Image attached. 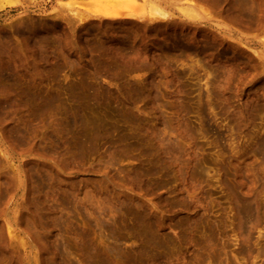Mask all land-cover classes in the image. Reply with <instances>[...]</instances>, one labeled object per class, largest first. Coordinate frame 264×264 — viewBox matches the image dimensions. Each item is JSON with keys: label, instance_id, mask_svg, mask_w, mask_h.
Masks as SVG:
<instances>
[{"label": "rangeland", "instance_id": "rangeland-1", "mask_svg": "<svg viewBox=\"0 0 264 264\" xmlns=\"http://www.w3.org/2000/svg\"><path fill=\"white\" fill-rule=\"evenodd\" d=\"M91 1L0 0V264H101L94 251L116 264L113 249L140 244L123 211L138 201L169 237L155 264H264V0L117 5L142 21L99 18ZM153 7L169 17L152 23ZM92 37L152 57L101 70ZM160 132L180 168L143 183Z\"/></svg>", "mask_w": 264, "mask_h": 264}, {"label": "bare ground", "instance_id": "bare-ground-1", "mask_svg": "<svg viewBox=\"0 0 264 264\" xmlns=\"http://www.w3.org/2000/svg\"><path fill=\"white\" fill-rule=\"evenodd\" d=\"M124 1H128V0H124ZM131 1V0H130ZM133 1V0H132ZM165 1V0H164ZM11 2V1H10ZM91 3L93 4V6H94V8H95V14H96V16L97 17H99V18H102V19H106V20H116V19H135L136 18V14L135 13H132V12H128L127 11V14H123L122 13V11L120 10V9H117L116 7H117V5H120V4H123L124 2H123V0H92L91 1ZM151 3V2H150ZM161 3H163L162 1H160L159 0V4H161ZM169 3V2H168ZM152 4L154 5V2H152ZM157 4V3H156ZM167 4V3H166ZM170 4V3H169ZM151 6V5H150ZM158 6V5H157ZM166 6V5H165ZM168 6V5H167ZM92 7V6H91ZM123 7V6H122ZM160 7V6H159ZM161 7H163V6H161ZM125 8V7H124ZM154 8V7H153ZM94 10V9H93ZM125 10V9H124ZM168 11V10H167ZM188 11V10H187ZM138 12V11H137ZM189 12H191V10L189 9V11H188V13ZM191 13H193V12H191ZM190 14V13H189ZM170 15V14H169ZM84 16V15H83ZM143 16V15H142ZM145 17V16H144ZM160 17V18H159ZM161 17L162 18H167V17H169L168 16V13L166 12V11H164V10H162V8H154V9H152L151 10V13H150V20L149 21H151L152 23L155 21H157L158 19H161ZM189 17H191V16H189ZM195 17V16H194ZM137 18H140V16L139 17H137ZM136 18V20H138ZM143 18V17H142ZM142 18H140L141 19V21H142ZM139 19V20H140ZM162 20H164V19H162ZM166 20V19H165ZM164 20V21H165ZM170 20V19H169ZM167 21V20H166ZM154 22V23H155ZM160 22V21H159ZM69 23H71V22H69ZM84 25V24H83ZM27 26V25H26ZM30 26V25H29ZM28 26V27H29ZM88 27V26H87ZM25 29V28H24ZM28 29H30V27L28 28ZM27 29V30H28ZM31 30H32V28H31ZM88 30V29H87ZM22 31H25V30H22ZM21 31V32H22ZM28 31H30V30H28ZM127 31H129V30H127ZM127 31H125V32H127ZM45 32V31H44ZM131 33L130 34H128V35H132V31H130ZM24 33V32H23ZM28 33V32H27ZM134 33V32H133ZM45 34H46V32H45ZM35 35H37V34H35ZM34 35V36H35ZM47 35V34H46ZM120 35H122V34H120ZM123 35H125V34H123ZM135 35H137L136 34V32H135ZM135 35L133 36V37H135ZM34 36H31L32 38L34 37ZM118 36V35H117ZM126 36H127V34H126ZM126 36H124V37H126ZM89 37V36H88ZM129 37V36H128ZM28 38H29V36H28ZM32 38H29V39H32ZM42 38V37H41ZM40 38V39H41ZM91 38V37H90ZM116 38V37H115ZM114 38V39H115ZM137 38V37H136ZM136 38L134 39V38H131V39H134V40H136ZM35 39H39V38H35ZM34 39V40H35ZM43 39H45L44 37H43ZM87 39L88 38H86L85 39V41H87ZM94 38L92 37V40H93ZM113 39V38H112ZM48 40V39H47ZM47 40H43L45 43L47 42ZM91 39H90V41H92ZM95 40H98V39H94L93 40V42L95 41ZM101 40V39H100ZM99 40V41H100ZM117 40V39H116ZM32 41H33V39H32ZM37 41V40H36ZM36 41H34V42H36ZM40 41V40H39ZM38 41V42H39ZM42 41V40H41ZM84 41V42H85ZM89 41V40H88ZM53 42V41H52ZM97 41H95V44L93 45L92 43H88L89 44V46H90V44H92L93 46V48L91 47V51L93 52V53H95V54H93V55H90V56H92L93 58H95V60L93 59V61L95 62L96 60L98 61L97 63H98V65H99V67L101 68V67H112L113 66V63L114 62H116V64L119 62V64L122 62V66H123V63L125 62V63H129V64H131V62H133V61H139L140 60V58L141 59H143V61L145 62V61H147V59H149L150 57H152V56H150V55H148L147 53H149V47H148V49H147V53L145 54V53H143V52H145V50L142 52L143 54H144V56H141L142 55V53H141V49H137L138 47H140L139 45H138V47L136 46V43H134V42H136V41H130L129 39H123V40H117V41H111L110 43L109 42H107V44L104 42V41H102L103 43H101V41H100V43H96ZM37 43V42H36ZM86 43V42H85ZM85 46H86V44H84ZM83 45V46H84ZM45 46V45H44ZM88 46V45H87ZM41 47V46H40ZM137 47V48H136ZM141 47H142V45H141ZM140 47V48H141ZM144 47H142L143 49H144ZM44 48V47H43ZM47 48V47H46ZM88 48V47H87ZM154 48V47H153ZM153 48L151 49V51L153 50ZM86 49V47L83 49V50H85ZM158 49V48H157ZM160 49V48H159ZM44 50V49H43ZM70 50V49H69ZM89 50V49H88ZM155 51V50H154ZM159 52L161 51V50H158ZM69 52V51H68ZM83 52V51H82ZM86 52V51H85ZM156 52V51H155ZM158 52V53H159ZM162 52V51H161ZM160 52V53H161ZM152 53V52H151ZM157 53V52H156ZM152 54H155L154 52L152 53ZM46 55V54H45ZM44 55V56H45ZM72 55V54H71ZM164 55V53L162 54V56ZM82 56V55H81ZM87 56V55H86ZM86 56H84L85 58H86ZM90 56H88L89 58H91ZM164 57V56H163ZM88 58V60H92V59H89ZM161 60L163 59V58H161V55H160V57H159ZM158 59V58H157ZM153 60H155V58L153 59ZM152 61V60H151ZM163 61V60H162ZM156 62V61H155ZM154 62V63H155ZM92 63V62H91ZM134 63V62H133ZM137 63V62H136ZM153 63V67H154V65L156 64H154ZM93 64V63H92ZM118 64V65H119ZM159 64V63H158ZM5 65V64H4ZM9 65V64H8ZM7 65V66H8ZM93 65H95V63L93 64ZM126 65V67H128L129 65L128 64H125ZM128 65V66H127ZM152 65V63L150 64V66ZM157 65V64H156ZM131 66V65H130ZM133 66H135V65H133ZM144 66V65H143ZM5 67V66H4ZM118 67H121L120 65L118 66ZM142 67V66H141ZM123 68H125V66L123 67ZM129 68V67H128ZM127 68V69H128ZM139 67H137V69H138ZM9 69H11V67L10 68H8L7 70H9ZM99 69V68H98ZM104 68H101V70H103ZM109 68H106V70H108ZM112 69H115V68H112ZM111 69V70H112ZM129 69H132V67H130ZM141 69V68H140ZM147 69V68H146ZM100 70V69H99ZM105 70V69H104ZM110 70V69H109ZM5 71H6V67H5ZM10 72H11V70H10ZM4 73H7V72H3V74ZM9 74V73H8ZM6 75V74H5ZM5 75H3V76H5ZM11 76V75H10ZM10 76H8V77H10ZM11 78H12V76H11ZM0 79H1V77H0ZM3 79V78H2ZM6 79H7V77H6ZM9 79V78H8ZM12 79H14V78H12ZM12 81H16V80H12ZM19 81L17 80V83H18ZM148 83H149V81H148ZM147 83V84H148ZM7 84H9V83H7ZM15 84V83H14ZM152 84V83H151ZM10 85V84H9ZM137 85V84H136ZM19 86V85H18ZM17 86V87H18ZM134 86V85H133ZM136 87V86H135ZM146 87H147V85H146ZM149 87H151L152 88V85L151 86H149ZM148 87V88H149ZM137 88H138V86H137ZM136 88V89H137ZM133 90H135V89H133ZM143 90V89H142ZM122 91V90H121ZM137 90H135V93H133V94H136L137 92H136ZM149 92H150V89L148 90ZM139 92V91H138ZM152 93L154 92V91H151ZM157 92V91H156ZM156 92L154 93L155 94V96H157L156 95ZM144 93V92H143ZM127 94V93H126ZM138 94V93H137ZM137 94H136V96H137ZM147 94V93H146ZM128 95V94H127ZM130 95V94H129ZM128 95V96H129ZM141 95H145V94H142V92H141V94H140V97L141 98H137V100H139V101H141L140 99H143L142 98V96ZM153 95V94H152ZM104 96V95H103ZM130 96H132V94L130 95ZM146 97H147V95H145ZM144 96V97H145ZM155 96H153V97H155ZM107 97V96H106ZM106 97H103V99L104 98H106ZM134 98H135V96H134ZM155 98H157V97H155ZM130 99V98H129ZM53 100V99H52ZM127 100V99H126ZM135 101H134V103L136 102V99H134ZM53 102V101H52ZM104 102V101H103ZM131 102H133V101H131ZM133 103V105H135ZM130 104V103H129ZM1 107V106H0ZM125 107V106H124ZM127 107V106H126ZM130 109H129V111L127 110L128 108H126V110L128 111H126V113H123V114H126V117L121 113V112H124V111H122V109H120L121 111H117V113H116V116H118L119 118H117V120H120V121H124L125 122V120H126V122H127V119H131L132 118V106L130 105V106H128ZM127 113H128V115H127ZM134 113V112H133ZM83 114L81 115V116H78L77 118H75L74 119V124L73 125H75V128H77V126L79 127V128H81V130L83 129V130H85L86 129V127H87V124H88V122L86 121V119L85 118H83ZM134 116H135V113H134ZM133 116V117H134ZM164 118V117H163ZM124 119V120H123ZM131 121V120H130ZM129 121V122H130ZM168 121V123H170L169 122V120H167L166 119V122ZM163 123L165 122V121H162ZM166 122H165V126H164V128H166L167 126V124H166ZM117 123V122H116ZM72 124H70V126L71 127H73L74 128V126H72ZM171 124V123H170ZM117 125H119L118 123H117ZM120 126H121V124H120ZM168 126H170V125H168ZM169 129H171V128H169V127H167V130H169ZM66 131H68V130H66ZM71 131V130H70ZM170 131V130H169ZM84 133H87V130H85V131H83ZM168 132V131H167ZM170 132H172V129H171V131ZM68 133H69V131H68ZM159 133V132H158ZM158 133H156L157 135H158ZM162 132H160V134H159V136L160 135H164V133L163 134H161ZM88 134V133H87ZM166 134V133H165ZM157 135H155V137H156V141H154V142H152V144H157L158 146H159V148H160V151H159V153H158V155L156 154L155 156H158L159 157V160H160V162H161V164H159V160L157 161L158 163L154 166V163H153V166L152 167H150V168H152L151 170H149L148 172H144L145 174H143L142 172V174H143V177L142 176H140L141 177V179H143L144 178V180L145 181H143V183H146V181L147 180H149V176H150V178H153V177H151V175L152 174H158V173H161V176H163V175H165V176H167L168 177V174L170 173V171L172 170V169H177L178 167H179V163H180V161H179V159H176V152H174L175 150H173L172 148H171V144H170V142H172V141H170V142H168V136H167V141H166V139L164 138V137H158L157 138ZM168 135V134H167ZM85 137H87V135H85ZM165 137H166V135H165ZM84 139V138H83ZM87 139V138H86ZM86 139H84L83 141H81V139H80V141L81 142H83V144H84V142L86 143L87 142V140ZM86 140V141H85ZM170 140V139H169ZM79 141V140H78ZM77 141V142H78ZM145 141H147V139H145ZM150 141V140H149ZM76 142V143H77ZM80 142V143H81ZM80 143L79 144H77L78 146L77 147H79V145H80ZM173 143V142H172ZM174 145H175V143H174ZM149 146H151V145H149ZM148 146V147H149ZM175 147H177L176 145H175ZM80 148H82L81 146H80ZM150 151H152V150H150ZM177 151V150H176ZM175 153V154H174ZM153 155V154H152ZM151 155V156H152ZM175 155V156H174ZM155 159H156V157H154ZM153 158V159H154ZM152 159V160H153ZM153 160V161H155L156 162V160ZM152 163V162H151ZM194 167L195 166H197V164H194L193 165ZM192 166V167H193ZM191 167V168H192ZM193 167V168H194ZM180 168V167H179ZM198 168V167H197ZM148 169V168H147ZM189 169H190V167H189ZM195 169V168H194ZM170 170V171H169ZM192 170V169H191ZM198 170V169H197ZM177 171V170H176ZM169 172V173H168ZM171 172H173V171H171ZM201 172V171H200ZM178 173V172H177ZM171 175H172V173H171ZM170 174H169V177L171 176ZM177 175V174H176ZM183 176H186V175H182V177L181 178H183ZM156 177H158V176H156ZM156 177H154L155 179H156ZM168 177V179H170ZM176 177V176H175ZM174 176H173V178H175ZM180 177V176H179ZM178 177V178H179ZM138 178V177H137ZM148 178V179H147ZM153 178V179H154ZM159 178V177H158ZM157 178V180H159ZM141 179H139V180H141ZM147 179V180H146ZM170 180H172V179H170ZM174 180V179H173ZM173 180H172V182H173ZM179 180V179H178ZM177 179H176V181H178ZM150 181H151V179H150ZM154 182V184L152 183V181L150 182L151 184H153V185H156L155 184V181L156 180H153ZM161 181V180H160ZM164 180L162 179V181L160 182V184L164 187V185H166V181H167V183L169 182L168 180H165L164 181V185L162 184V182H163ZM183 181V180H182ZM171 181L169 182V183H172ZM156 183H157V181H156ZM169 183L167 184V186H165V187H167V188H169ZM147 184H149V183H147ZM159 184V183H158ZM159 184V185H160ZM150 185V184H149ZM149 185H147L148 187H151V185L149 186ZM160 185V186H161ZM160 186H157V187H160ZM153 187V186H152ZM162 187V188H163ZM164 189V188H163ZM166 189V188H165ZM175 190V189H174ZM177 190V189H176ZM179 191V190H178ZM178 191H175V193L176 192H178ZM180 193V192H179ZM234 193V192H233ZM178 195V194H177ZM180 195V194H179ZM181 195L183 196L184 194H182L181 193ZM176 196V195H175ZM175 196L174 195H172V197H170V199L171 198H175ZM185 196V195H184ZM236 197V198H235ZM234 197V201H236L235 199H237V197L238 196H235ZM178 198V197H177ZM182 198V197H181ZM169 199V200H170ZM173 199H171V200H173ZM176 199V198H175ZM180 199V198H179ZM170 200V201H171ZM238 200H239V197H238ZM236 201L237 203L239 202V201ZM184 201H186V200H184ZM183 201V202H184ZM139 202V203H138ZM138 202H134V205L132 204L133 202H131V204L133 205V206H131V207H129V205H127V208L128 209H126V208H124L125 206H123V208L125 209H123V211L125 212L126 210H127V213H129L130 212V214H131V216L132 217H129V219L131 218V220H129V223H127V224H130V226L131 227H128L127 228V230H129L130 232H131V230L133 229L134 231H135V233H134V231H133V233L135 234V237H136V239L137 240H139L140 241V244L137 246L138 248L135 250V251H133L132 253L130 252V253H128L127 251H124V250H121V249H119V250H112V262H114L115 263V261L117 262L116 264H151V262L153 261V263H154V261L156 262V260H158L156 257H157V254L159 255L160 253V250L163 252V248H167V246H166V244H165V242L166 241H164V240H166L167 238L169 239V237H167V236H165V235H163V233H161V230L162 229H164V227H163V225H161L160 226V224L159 223H157L158 221H155V219H154V217H153V215H152V213H151V211H149L150 209V207L151 206H149L148 204H146L147 206H145V204L143 205L141 202H143V201H138ZM175 202H176V200H175ZM177 202H179V201H177ZM235 202V203H236ZM173 203H174V201H173ZM185 203V202H184ZM188 204L190 203V202H187ZM244 203V202H243ZM163 204H166L165 203V201L163 202ZM162 204V205H163ZM169 204V203H168ZM167 204V205H168ZM176 204H180V202L179 203H175L174 204V206L176 205ZM188 204H186V206L188 205ZM239 204H241V200H240V202H239ZM246 204V203H245ZM171 205V204H170ZM170 205H169V207H170ZM181 205H182V203H181ZM191 205V204H190ZM242 205V204H241ZM240 205V206H241ZM149 206V207H148ZM154 206V205H153ZM173 206V205H172ZM176 206H178V205H176ZM183 206V205H182ZM181 206V207H182ZM238 207H239V205H237ZM245 206V205H244ZM244 206H241L242 208L244 207ZM184 207V206H183ZM118 207L116 206V209H117ZM122 208V207H121ZM152 208V207H151ZM178 208V207H177ZM248 208H250L249 207V204H248V207H246V209H248ZM180 209V208H179ZM244 210H245V208H243ZM122 209H120V208H118L116 211L118 212V214H121V211ZM153 210V209H152ZM163 210V209H162ZM170 210V209H169ZM184 210H185V208H184ZM187 210V209H186ZM190 210V209H189ZM239 210L240 209H237V212H239ZM242 210V209H241ZM168 211V210H167ZM171 211H172V209H171ZM245 211H247V210H245ZM248 211H250V210H248ZM240 212V213H243L244 215H246L247 213H249V212ZM123 212V213H124ZM126 213V212H125ZM246 213V214H245ZM126 216V215H125ZM118 217V216H117ZM115 218V220H116V225L119 223V222H123L122 220L120 221V219L119 218ZM127 217V216H126ZM126 219V218H125ZM127 220V219H126ZM126 220H125V222H126ZM181 220V219H180ZM184 221H185V219H183ZM128 222V221H127ZM179 224H177V223H175L173 226L175 227V228H178V231L181 229H183V224H181L180 222H178ZM186 223V222H185ZM158 224V225H157ZM188 222H187V227H188ZM118 225H121L122 226V224H118ZM193 225V224H192ZM192 225H190L189 224V227L190 226H192ZM166 226V225H165ZM173 226H169L170 228H172ZM124 227H125V225H124ZM185 227H186V224H185ZM188 227V228H189ZM193 227H195V225L193 226ZM123 228V227H122ZM130 228H132L131 230H130ZM186 229V228H185ZM190 230L191 229H194V228H189ZM173 230H175V229H173ZM184 230V229H183ZM189 230V231H190ZM195 230H196V228H195ZM163 231V230H162ZM115 232H117V233H119L117 230H115L114 231V233ZM164 232V231H163ZM184 232V231H183ZM183 232H182V234H183ZM132 233V232H131ZM179 233H180V231H179ZM186 233H187V231H186ZM114 236L115 235H119V234H113ZM129 235V234H128ZM120 236L122 237V233H120ZM119 237V236H118ZM183 237H185L184 236V234H183ZM116 239V238H115ZM117 239H119V238H117ZM134 239V238H133ZM184 239V238H183ZM171 241V240H170ZM169 240L167 241V242H170ZM172 242V241H171ZM170 242V243H171ZM165 246V247H164ZM165 248V249H166ZM116 249V248H115ZM118 249V248H117ZM164 249V250H165ZM101 254L100 253H98L97 251H94V252H92L91 253V258L93 257L94 259H91V260H94V261H99L101 264H108V263H111V259L109 260V259H107L106 257H101L100 256ZM162 255V254H161ZM160 255V256H161ZM88 257V256H87ZM90 257V256H89ZM89 259V258H88ZM96 259V260H95ZM156 259V260H155ZM159 259H160V257H159ZM90 261V260H89ZM93 261V262H94ZM159 261V260H158ZM62 262V261H61ZM64 263V262H63ZM62 263V264H63ZM67 263V262H66ZM66 263H64V264H66ZM156 263H158V262H156ZM69 264V263H68ZM155 264V263H154Z\"/></svg>", "mask_w": 264, "mask_h": 264}]
</instances>
